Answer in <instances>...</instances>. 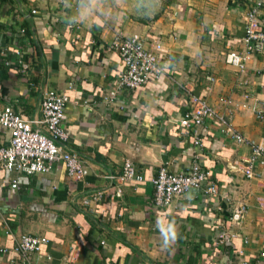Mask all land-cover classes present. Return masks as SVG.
I'll return each mask as SVG.
<instances>
[{"label": "crops", "instance_id": "1", "mask_svg": "<svg viewBox=\"0 0 264 264\" xmlns=\"http://www.w3.org/2000/svg\"><path fill=\"white\" fill-rule=\"evenodd\" d=\"M256 1L264 18V0H0V109L42 120L45 92L66 94L62 147L89 170L80 181L61 162L32 176L0 170V249L8 250L0 264H264V169L251 179L235 170L251 146L264 148V120L255 116L264 110V46L243 72L225 62L243 48L244 15ZM116 32L139 36L149 49L160 45L166 72L109 99L122 71L108 50ZM189 93L245 143L212 119L195 147L180 126ZM8 143L0 128V147ZM126 159L141 182L120 180ZM194 160L212 173L218 194L193 189L156 207L158 170L184 173ZM238 207L245 218L236 226L229 217ZM172 229L177 238L165 247ZM21 235L49 242L23 258L11 251Z\"/></svg>", "mask_w": 264, "mask_h": 264}, {"label": "built area", "instance_id": "2", "mask_svg": "<svg viewBox=\"0 0 264 264\" xmlns=\"http://www.w3.org/2000/svg\"><path fill=\"white\" fill-rule=\"evenodd\" d=\"M64 2L71 3L77 0H64ZM262 4L263 2L256 1L247 7L244 15L243 48L230 51L225 56L226 64L239 72L245 70L247 62L254 56L256 50L264 46V18L260 16ZM75 25L76 20H72L68 28L72 29ZM20 32L22 36L25 35L24 29ZM161 49L160 45L149 49L145 40L137 35L125 36L119 32L114 33L108 50L119 56L122 71L108 98H115L121 90H138L150 79L158 81L166 72L160 55ZM21 54L20 50L15 51L16 56L19 57ZM19 66L23 73L28 70L27 64L21 60H19ZM224 102L227 105L231 104L230 100H224ZM68 104L69 97L66 94L47 91L40 105L42 120L24 119L8 106L0 109V128L9 133L8 145L0 147V170L32 176L41 172H50L56 163L61 162L70 178L75 181L84 179L89 170L80 155L62 147V143L67 142L69 138V134L62 125ZM255 116L258 120H264V110H255ZM212 119H216L221 124L223 132L235 142L245 143L243 136L232 128L224 116L218 114L216 109L205 100L189 93L186 113L180 121V126L183 128V134L191 137L195 147L201 146L200 129L206 121ZM251 148L250 156L242 160L235 168L246 179L255 176L256 167L264 169V148L257 146H251ZM120 180L141 182L143 176L138 172L134 162L126 159L123 162ZM151 183L154 188V204L160 208L169 206L174 197L186 194L193 189L203 190L210 195H217L219 192L212 173L202 168L195 160L186 172L180 174L171 173L164 167L160 168ZM16 187L15 180L12 188ZM244 218L245 210L238 207L232 210L229 220L231 224L237 226ZM222 239L220 236L219 241ZM48 242L46 237L21 235L15 239L11 251L20 257L27 258L39 253ZM7 251L5 248L0 249L1 254Z\"/></svg>", "mask_w": 264, "mask_h": 264}, {"label": "clouds", "instance_id": "3", "mask_svg": "<svg viewBox=\"0 0 264 264\" xmlns=\"http://www.w3.org/2000/svg\"><path fill=\"white\" fill-rule=\"evenodd\" d=\"M176 238H177V232L174 229L170 230L167 233V236H166V245H165V247H167L168 243L175 241Z\"/></svg>", "mask_w": 264, "mask_h": 264}, {"label": "trees", "instance_id": "4", "mask_svg": "<svg viewBox=\"0 0 264 264\" xmlns=\"http://www.w3.org/2000/svg\"><path fill=\"white\" fill-rule=\"evenodd\" d=\"M25 35H26L27 37L30 36L28 32H26ZM194 262H195V259H193V258H190V259L188 260V264H194Z\"/></svg>", "mask_w": 264, "mask_h": 264}]
</instances>
